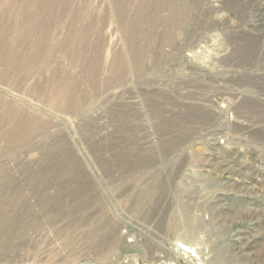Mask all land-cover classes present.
Segmentation results:
<instances>
[{
    "label": "rangeland",
    "instance_id": "1",
    "mask_svg": "<svg viewBox=\"0 0 264 264\" xmlns=\"http://www.w3.org/2000/svg\"><path fill=\"white\" fill-rule=\"evenodd\" d=\"M147 1L70 0L0 80V264H264V0Z\"/></svg>",
    "mask_w": 264,
    "mask_h": 264
},
{
    "label": "bare ground",
    "instance_id": "2",
    "mask_svg": "<svg viewBox=\"0 0 264 264\" xmlns=\"http://www.w3.org/2000/svg\"><path fill=\"white\" fill-rule=\"evenodd\" d=\"M69 1L70 0H28V1H26V0H13V2L11 4L15 5V7L13 8V11H11L12 14H10V17L8 16L9 18H3V20H0V80L1 81L8 80V79L12 78L16 73H18L20 71H23V70H21L22 68H24V67L28 68L29 67V61L30 60L27 57L23 58L21 56V52H24L25 50L28 49L29 44L27 43V39L31 35L37 37L40 42H43L46 39V35L49 33V31H52L53 28H57V29H59V31L60 30L61 31L62 30H68V31L70 30L71 31V29L72 30H75L76 28H78V25H77L78 24V21H77V18H76L77 16L76 15H77V13H80V11L74 10V15L75 16L74 15H71L73 13V11L69 13V8H70ZM112 1H113L114 6H115V13H114V16L113 17L116 20L117 19L118 20H124V18H126L127 16L129 17V13L131 12V13H134V22H135L137 18L143 17V15L145 16L146 15L145 14L146 12L148 13V11H147L148 1L147 0H143V3L141 4L140 7L138 6V9L137 10L135 8L133 10V8L131 7V4H133L134 0H112ZM169 1H171V0H169ZM25 5H28L29 7L28 6H25ZM183 6L182 5H180V7L170 6V8H169L168 11H169V13L171 12V14H173V17L178 18L180 15L183 14V11H184L183 10L184 9ZM234 11H235V9H234ZM236 11H237V9H236ZM8 13H10V12H8ZM87 13H89L88 10H87ZM70 16H72V18ZM129 29L133 33H136V32L139 31L138 30L139 28L138 27L136 28V26H134V25H132L131 28L129 27ZM10 35L12 37H10ZM72 35H74V34H72ZM87 35H88V32L86 31L83 34V36H85V38H86ZM85 38H84V40H85ZM54 39H56V37ZM84 40H81V41H84ZM72 43H74V41H72ZM81 44H83V42H81ZM44 46H45V44H44ZM40 51H41V48H39L38 50H36L34 53L38 55V54H40ZM57 58H59V57H57ZM60 58H61V56H60ZM79 61H80V59H79ZM73 66H75V65H73ZM25 75H27V74H25ZM60 81L61 82H59L57 84L56 93L55 94L57 96L58 95L59 96H67V95L68 96H71L72 95L71 94V89L74 88V86H75L76 83L73 84L74 81L72 82V79H70V78H67V79L65 78V79H62ZM12 83H14V82H12ZM35 90H37V89H35ZM0 100H2V99L0 98ZM73 103H72V106H73ZM65 105H67V104H64V106ZM5 107H6V109H5ZM5 107H3L1 105V103H0V113L4 109L5 110L9 109L7 106H5ZM230 110H232V109H230ZM4 117H5V115H4ZM14 132H15L16 136H18V135H21L24 131L18 130L17 128H15ZM9 141L12 142L13 141L12 138H10ZM212 146L215 149H217V147H218L216 144H212ZM6 148H8V147H6ZM7 152H9V151H7ZM213 160H215V159H213ZM211 166H213V165H211ZM240 175H243V174H240ZM224 184L225 185H228V182H224ZM224 189H226V188H224ZM209 207H210V205H209ZM216 208H218V207L216 206ZM219 211H221V210H219ZM222 218H223V216H222ZM235 241H236V243L234 245L235 246L234 249H237L238 251L241 252L244 249V247H245V246L243 247L241 245L242 244V241H243V238L242 237L240 239L238 238ZM192 252L193 251L191 250V253ZM159 257H160V259L161 258H164L165 257V254H160ZM190 259H191L190 256L187 255V254H185L184 252H182V253L173 252L172 261H171V263H168V264H186V263H191ZM149 264H150V262H149ZM200 264H202V263H200Z\"/></svg>",
    "mask_w": 264,
    "mask_h": 264
},
{
    "label": "built area",
    "instance_id": "3",
    "mask_svg": "<svg viewBox=\"0 0 264 264\" xmlns=\"http://www.w3.org/2000/svg\"><path fill=\"white\" fill-rule=\"evenodd\" d=\"M191 261V263H186V264H196L195 262H193L192 260H190Z\"/></svg>",
    "mask_w": 264,
    "mask_h": 264
}]
</instances>
